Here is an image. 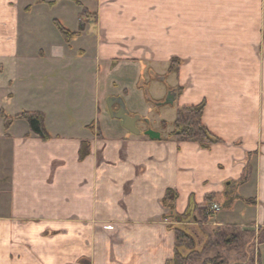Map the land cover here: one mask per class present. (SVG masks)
<instances>
[{
	"label": "crops",
	"instance_id": "obj_1",
	"mask_svg": "<svg viewBox=\"0 0 264 264\" xmlns=\"http://www.w3.org/2000/svg\"><path fill=\"white\" fill-rule=\"evenodd\" d=\"M80 1L0 0V59L22 55L33 10L78 34L35 59L44 104L29 112L43 114L51 140L24 120L5 129L0 116V264H166L168 189L178 214L208 196L225 202L206 229H264V0ZM13 90L10 81L1 94L9 118L24 111L9 113ZM110 98L141 117V135L111 117ZM202 103L222 141L210 150L145 135L163 121L168 135L177 109ZM83 143L91 154L80 161ZM187 228L199 237L196 224Z\"/></svg>",
	"mask_w": 264,
	"mask_h": 264
},
{
	"label": "trees",
	"instance_id": "obj_2",
	"mask_svg": "<svg viewBox=\"0 0 264 264\" xmlns=\"http://www.w3.org/2000/svg\"><path fill=\"white\" fill-rule=\"evenodd\" d=\"M70 1L80 5L76 0ZM81 18L85 20H96V17L91 16L86 9L82 11ZM53 24L67 44H70L72 40L78 36V34L65 29L58 21H54ZM82 28L83 25H81V29ZM180 63V60L173 59L170 63V72H176ZM204 108L205 103L198 106H187L177 109L176 118L172 124V131L167 137L161 136L160 141L175 140L179 143L191 142L198 144L203 150H210L212 146L221 143L222 141L211 134L203 123ZM0 116L4 119L5 129H8L16 120H24L28 124L31 134H34L43 142L51 140V137L45 128L44 116L41 113L24 112L14 118H9L5 116L3 112H0ZM161 129L166 131L168 129V124L163 121L161 123ZM90 154L89 143H83L79 151V160H86ZM178 199V193L172 189H168L160 202L165 211L163 219H168L171 222L169 229L175 233L173 257L166 264H230L223 254H216L215 256L210 257L209 251L212 249H218L230 252L238 249V251L240 250L242 253V240L246 237H255V235L252 234L253 232L242 231L237 226L229 225L216 228L211 233L207 232L206 225L214 216V213L209 212L212 204H214V195L206 198L205 205L192 204L183 214H178L176 212V203ZM243 201L248 206L256 204L255 200ZM192 224H196L199 235L205 237V244H202L201 238L197 237L189 228H187V226ZM263 233L264 229H260L257 235L260 237ZM203 256L206 258L203 259ZM242 258L243 260H248L249 257L244 254Z\"/></svg>",
	"mask_w": 264,
	"mask_h": 264
},
{
	"label": "rangeland",
	"instance_id": "obj_3",
	"mask_svg": "<svg viewBox=\"0 0 264 264\" xmlns=\"http://www.w3.org/2000/svg\"><path fill=\"white\" fill-rule=\"evenodd\" d=\"M80 2L82 3L83 0ZM81 9L84 10L83 8ZM57 13V10H55L54 12L52 11L49 16H57ZM40 14L41 13L37 10H33V13H30L29 33H25L24 27L22 26L21 40L19 42V51L22 55L15 60L9 59L8 57L0 59V64L3 65V68L0 71V103H2L3 96L11 93L9 91L10 81L14 83V90L12 92L16 97L15 102L12 105L13 107L11 106V108L8 109L9 113L17 114L18 110H24L23 113H31L29 111L33 109H39L41 105L44 104V91L40 87V73L42 72L40 71V65L35 63V59L41 50H47V48L52 45L55 46L57 44L56 41L58 39H61V36L57 28L52 24L56 20L53 19V21H48L47 18L43 17L42 15L40 16ZM66 24L70 25V22L67 21ZM63 27L65 28L66 26L63 25ZM25 37L26 39H24ZM1 94H3V96H1ZM169 126L171 127V124H169ZM138 127L142 129L145 128L144 125L140 124L138 125ZM148 130H158V132H160L163 136H166L168 132V129L166 131H163L161 128H158L157 125H152ZM220 204L222 207V211H224L225 202L220 201ZM164 222L168 225H171V222L168 219H164ZM256 230L252 227H250V229L242 230L251 233L253 232L252 234L255 235V237H246L242 240L243 250L241 249V251H243L244 253H241L240 250L238 251V249L236 251L232 250L230 252H226L225 250L211 248L212 250L209 251V256L213 257L216 254H223V256L230 262V264H264V233L259 237L257 235L259 230ZM213 231V227H209L207 229L208 233H211ZM199 237L201 238V243L205 244V237H203V235H199ZM242 254H246L249 257L248 260H243ZM204 258L206 257L203 256V259Z\"/></svg>",
	"mask_w": 264,
	"mask_h": 264
},
{
	"label": "water",
	"instance_id": "obj_4",
	"mask_svg": "<svg viewBox=\"0 0 264 264\" xmlns=\"http://www.w3.org/2000/svg\"><path fill=\"white\" fill-rule=\"evenodd\" d=\"M115 104H119L120 109L114 111L113 107ZM167 104H170L169 102ZM108 111L112 118L117 119L122 122L123 127L133 135H141L142 132L138 128V124L141 122V117L131 116L130 113L125 109V105L121 99L110 98L107 101ZM145 135L148 136L151 140L160 141L161 134L152 130L145 132Z\"/></svg>",
	"mask_w": 264,
	"mask_h": 264
},
{
	"label": "built area",
	"instance_id": "obj_5",
	"mask_svg": "<svg viewBox=\"0 0 264 264\" xmlns=\"http://www.w3.org/2000/svg\"><path fill=\"white\" fill-rule=\"evenodd\" d=\"M221 210V208L217 204H213L209 210L211 213H217Z\"/></svg>",
	"mask_w": 264,
	"mask_h": 264
}]
</instances>
